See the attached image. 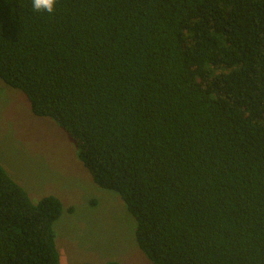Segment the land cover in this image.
Masks as SVG:
<instances>
[{
	"label": "trees",
	"instance_id": "16d2710c",
	"mask_svg": "<svg viewBox=\"0 0 264 264\" xmlns=\"http://www.w3.org/2000/svg\"><path fill=\"white\" fill-rule=\"evenodd\" d=\"M0 79L120 195L153 264H264V0H0ZM62 210L0 164V264H60Z\"/></svg>",
	"mask_w": 264,
	"mask_h": 264
},
{
	"label": "rangeland",
	"instance_id": "374dc122",
	"mask_svg": "<svg viewBox=\"0 0 264 264\" xmlns=\"http://www.w3.org/2000/svg\"><path fill=\"white\" fill-rule=\"evenodd\" d=\"M0 164L33 203L48 196L62 202L54 224L61 264H153L120 195L99 187L74 140L51 118L34 115L24 93L1 79Z\"/></svg>",
	"mask_w": 264,
	"mask_h": 264
},
{
	"label": "clouds",
	"instance_id": "9594fccd",
	"mask_svg": "<svg viewBox=\"0 0 264 264\" xmlns=\"http://www.w3.org/2000/svg\"><path fill=\"white\" fill-rule=\"evenodd\" d=\"M32 8L36 12L53 14L55 12L57 0H31Z\"/></svg>",
	"mask_w": 264,
	"mask_h": 264
},
{
	"label": "crops",
	"instance_id": "0c3cea01",
	"mask_svg": "<svg viewBox=\"0 0 264 264\" xmlns=\"http://www.w3.org/2000/svg\"><path fill=\"white\" fill-rule=\"evenodd\" d=\"M4 168V167H3ZM5 169V168H4ZM59 251V250H58ZM146 262V261H145ZM60 264H61V258H60Z\"/></svg>",
	"mask_w": 264,
	"mask_h": 264
}]
</instances>
